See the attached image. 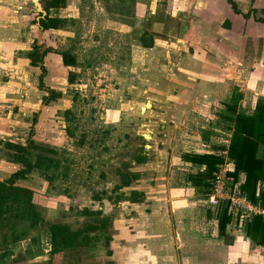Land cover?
<instances>
[{"label": "crops", "instance_id": "1", "mask_svg": "<svg viewBox=\"0 0 264 264\" xmlns=\"http://www.w3.org/2000/svg\"><path fill=\"white\" fill-rule=\"evenodd\" d=\"M85 1L49 8L50 0H0V133L13 137L34 114L36 133L47 128L46 142L62 133L75 86L70 76L83 70L64 62L66 43L77 38L68 24L83 18ZM114 1L90 2L89 36L101 19L113 31L106 40L111 57L94 67L93 101L102 122L145 142V188L130 190L109 229L97 225L101 235L84 233L86 246L51 255L49 233L41 250L27 242L23 255L7 264H264V248L234 218L220 235L219 210L204 205L207 187L189 181L205 166L185 159L226 151L233 129L224 116L235 90L237 113L252 116L264 102V24L257 22L264 21L258 19L264 0H166V7L151 0L149 10L134 0L129 15L106 12ZM45 18L61 23L45 30ZM122 37L118 54L120 43L112 39ZM92 39L103 42L97 34ZM34 48L40 58L32 64ZM226 169L233 173L234 164L228 161ZM135 191L137 201L131 200ZM256 191L264 192V183ZM94 211L102 209L87 210Z\"/></svg>", "mask_w": 264, "mask_h": 264}, {"label": "rangeland", "instance_id": "2", "mask_svg": "<svg viewBox=\"0 0 264 264\" xmlns=\"http://www.w3.org/2000/svg\"><path fill=\"white\" fill-rule=\"evenodd\" d=\"M104 1L109 3V0H102ZM129 1L134 5V0H116L113 7H109L108 3L102 7L104 10L109 7L105 10L108 13L120 12L123 15L125 12L129 15L130 9L133 13L135 11ZM150 1L138 0L146 6L140 8L149 10ZM161 1H164L166 7V0ZM90 2L91 0L85 1L83 18L68 24L80 40L76 38L67 42L70 46L64 55L75 67L80 65L83 70L77 77L70 76V81L75 86L68 92L73 98L64 115L65 121L61 120L62 123H67L63 126L62 133H55L56 140L50 142L46 139V142L47 128L37 133L35 131L38 122L36 114L21 120L18 129L21 135L17 129L13 132V137L11 134L6 136L5 133H0V181L5 182L15 172L26 170L23 164L16 163L15 160L20 161L21 157L27 160L26 167L29 170L25 175L26 180H19L14 185L33 192L32 202L40 220L34 224L28 214L21 218L14 212L3 215L0 220V256L5 254L0 258L2 264L10 262V257H21V251L27 242L33 248L41 250L40 246L50 233V225L64 226L70 232H75L84 230L87 226L96 227L107 220L109 229L113 217L116 218L125 206V199L130 198V190L145 188L147 179L141 176L146 174L142 175L140 172V165L146 161L143 139L130 134L123 127L102 122L96 115L98 109L93 101L94 67L108 62L111 57L112 52H109L106 40L113 31L101 19L94 24L98 32L89 36L92 34L89 26L92 25L93 15ZM261 17L264 16L259 15L258 19ZM260 21L257 22L261 23ZM111 26L123 28V24L119 22H112ZM96 34L103 42L98 43L92 39ZM82 39L85 40V48L81 46ZM113 41L120 43V48L116 50L121 54L124 37L114 38ZM81 50H84L83 53ZM116 58L118 60L119 55ZM98 108L101 112V107ZM127 182L129 185H126ZM135 193L138 194V191ZM98 208L102 211L86 213L87 210ZM87 233L99 236L102 232L89 230Z\"/></svg>", "mask_w": 264, "mask_h": 264}, {"label": "trees", "instance_id": "3", "mask_svg": "<svg viewBox=\"0 0 264 264\" xmlns=\"http://www.w3.org/2000/svg\"><path fill=\"white\" fill-rule=\"evenodd\" d=\"M64 3L65 0H50L47 6L49 8H58ZM260 22L264 24V21ZM60 23V20L45 18L41 22V25L43 29L47 30L56 29ZM32 57V64L39 61L38 48H34ZM64 62L65 64L69 63L66 56L64 57ZM236 92V90L233 92L230 102L227 105V113L224 116V120L233 129L229 146L226 147V156L228 161L234 164V172L228 173L227 178L229 181L232 180V190L240 192L252 205L264 209V192L260 191L259 194H256L258 184L264 183V102L262 100L259 101L252 116H246L242 112L237 113L239 95ZM55 97L51 96L49 100H54ZM185 159L205 166V172L203 174L195 177L190 176L189 181L197 187L201 185L207 187L206 194L209 195L214 173L217 171L218 166L224 163L225 158L217 155H203L200 157L187 156ZM19 160H15V162L23 164L26 170H20L9 180L0 182V220L4 217L3 215L14 212L20 218L24 214H28L30 221L37 224L40 220H38V214L34 210L35 206L32 202L33 192L14 185L17 181L26 179L25 175L29 170L26 167L28 161L22 157ZM126 185H129L128 182ZM132 195L133 198L131 200L137 201L139 194L133 193ZM218 210V228L220 235H223L226 225L234 217L229 211L228 204H223ZM86 213L91 214L89 212ZM235 220L236 224L243 228L249 240L257 246L264 248V220L261 216H253L249 220H243L241 224L239 218ZM102 222V227H105V220ZM98 228V226H87L84 229L86 231L79 230L70 232L67 227L50 225L49 231L52 241L51 255L59 251H71L86 246V237H82L83 234L89 230L92 231Z\"/></svg>", "mask_w": 264, "mask_h": 264}, {"label": "built area", "instance_id": "4", "mask_svg": "<svg viewBox=\"0 0 264 264\" xmlns=\"http://www.w3.org/2000/svg\"><path fill=\"white\" fill-rule=\"evenodd\" d=\"M221 155L225 158L224 163L218 166L214 173L210 194L204 200V205L218 209L223 204H228L230 213L235 219L239 218L240 224L243 220H249L257 215L264 220L263 208L252 205L240 192L232 190V184L227 178L226 164L228 159L226 151Z\"/></svg>", "mask_w": 264, "mask_h": 264}]
</instances>
